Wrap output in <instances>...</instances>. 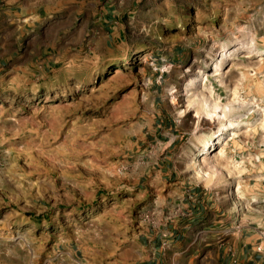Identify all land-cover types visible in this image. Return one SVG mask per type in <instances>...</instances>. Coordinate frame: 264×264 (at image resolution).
<instances>
[{
	"label": "rangeland",
	"instance_id": "374dc122",
	"mask_svg": "<svg viewBox=\"0 0 264 264\" xmlns=\"http://www.w3.org/2000/svg\"><path fill=\"white\" fill-rule=\"evenodd\" d=\"M56 2L0 27V264H107L185 191L264 241V0Z\"/></svg>",
	"mask_w": 264,
	"mask_h": 264
},
{
	"label": "crops",
	"instance_id": "0c3cea01",
	"mask_svg": "<svg viewBox=\"0 0 264 264\" xmlns=\"http://www.w3.org/2000/svg\"><path fill=\"white\" fill-rule=\"evenodd\" d=\"M57 4L56 0H0L2 34L6 33V13L55 11L60 8ZM179 184L184 188V182ZM183 194L179 209L168 213L163 223L126 238L119 235L112 245L115 258L107 264H264V241L256 232L240 230L219 240V231L203 226L204 212L197 196L185 194L188 202Z\"/></svg>",
	"mask_w": 264,
	"mask_h": 264
},
{
	"label": "built area",
	"instance_id": "2783aa9c",
	"mask_svg": "<svg viewBox=\"0 0 264 264\" xmlns=\"http://www.w3.org/2000/svg\"><path fill=\"white\" fill-rule=\"evenodd\" d=\"M256 251H257V252L262 251V249H261V247H260L259 245L256 247Z\"/></svg>",
	"mask_w": 264,
	"mask_h": 264
},
{
	"label": "bare ground",
	"instance_id": "6f19581e",
	"mask_svg": "<svg viewBox=\"0 0 264 264\" xmlns=\"http://www.w3.org/2000/svg\"><path fill=\"white\" fill-rule=\"evenodd\" d=\"M232 135V134H231Z\"/></svg>",
	"mask_w": 264,
	"mask_h": 264
}]
</instances>
